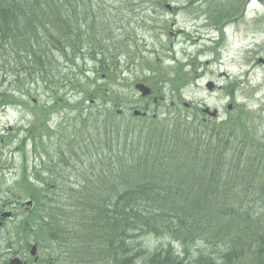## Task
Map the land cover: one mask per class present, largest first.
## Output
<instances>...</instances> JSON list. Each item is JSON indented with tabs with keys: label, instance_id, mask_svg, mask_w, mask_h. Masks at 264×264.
Returning a JSON list of instances; mask_svg holds the SVG:
<instances>
[{
	"label": "trees",
	"instance_id": "1",
	"mask_svg": "<svg viewBox=\"0 0 264 264\" xmlns=\"http://www.w3.org/2000/svg\"><path fill=\"white\" fill-rule=\"evenodd\" d=\"M239 2L218 9L212 24L237 13ZM108 3L132 17L140 9L136 0H0V81L11 79L0 105L31 98L39 80L53 97L43 115L69 108L70 93L82 95L54 129L49 165L22 169L15 190L32 207L17 221V243L22 235L29 249L33 239L42 264H264V143L242 112L218 125L178 115L173 124L120 120L105 102L130 36L119 41L112 27L127 16ZM86 59L106 83L78 79L85 73L76 62ZM43 115L30 127L32 143L47 131ZM149 237L165 243L150 250Z\"/></svg>",
	"mask_w": 264,
	"mask_h": 264
},
{
	"label": "rangeland",
	"instance_id": "2",
	"mask_svg": "<svg viewBox=\"0 0 264 264\" xmlns=\"http://www.w3.org/2000/svg\"><path fill=\"white\" fill-rule=\"evenodd\" d=\"M158 1L160 5L154 0L151 4L155 5L151 6L145 4L147 0H136V8L140 7L134 14L137 17L122 10V5L107 4L109 8L120 11L118 17L127 16V20L119 22L112 29L119 28L117 38L124 44L130 41V47L119 54L120 74L116 84L107 93L110 101L106 100L105 105L110 111L114 110L125 123L132 118L134 109L148 110L147 118L155 114L159 122L168 120L172 124L177 121L173 118L178 115L188 122L197 119L218 125L242 112L256 138L264 143V4L256 0H240L237 13L227 20L235 25L226 30L225 38L220 37L215 42L212 40L219 39V35L211 33L206 21L212 24V12L216 16L219 13L217 10L226 9L232 0ZM211 1L217 2L210 3ZM166 5L171 7L170 11L166 9ZM243 10L246 12L244 16ZM222 23L220 21L217 27ZM170 33L174 35L169 37ZM127 35L130 36L129 41L124 38ZM120 42L118 43L121 44ZM186 62L188 67L185 68ZM76 64L85 73L83 77H78L83 84L87 83L91 87L90 81H95L98 85L106 83L105 75L90 60L77 61ZM53 66L57 65L54 63ZM55 69L53 67L51 70ZM60 69L64 72L70 70L61 63ZM71 69L76 74L75 69ZM177 78L182 79V85L174 88L172 83H176ZM209 81L217 87L212 92L204 87ZM10 82V77L5 78L3 83L0 81V93L11 89ZM36 82L29 86L31 98L24 97L18 105L6 110L0 108V137L1 134L8 136L9 141V145H0V216L3 212H11V217L0 218V264H6L15 257L21 261L26 260L27 264H42L43 250L38 247L39 262L32 263L28 254L30 248L25 249L26 239L18 235L22 241L17 243L15 228L24 212V207L20 204L28 199L19 197L15 187L21 173H24L23 168L36 164L37 169L41 170L49 165L46 153L54 152L58 143L54 131L62 124L65 116L68 120L72 117L70 110L82 97L81 94L70 93L65 99L70 110L67 108L56 111L58 107H53L52 111L43 115L41 109L52 107L53 97L44 83L40 80ZM137 82L149 86L156 97L162 98L158 105L154 106L151 101L140 98L133 89ZM108 103L115 105H111L112 108ZM228 104L233 105L229 112ZM205 107L211 115L216 111V117L203 114L201 109ZM42 115L47 117V131L41 133L39 141L32 143L28 137L32 133L30 127ZM137 120L139 119H133L134 122ZM66 127L67 123L64 121L63 128ZM38 132L37 129L34 133ZM33 146L37 147L34 151ZM17 187L21 190L25 185ZM11 193L18 196L19 201L12 200ZM7 241L14 245L6 246ZM29 242L30 245L34 244L33 239ZM163 243L165 242L154 237L144 240V245L150 250Z\"/></svg>",
	"mask_w": 264,
	"mask_h": 264
},
{
	"label": "water",
	"instance_id": "3",
	"mask_svg": "<svg viewBox=\"0 0 264 264\" xmlns=\"http://www.w3.org/2000/svg\"><path fill=\"white\" fill-rule=\"evenodd\" d=\"M212 87H213L212 84H208V85H207V88H208L209 90H211ZM134 89H135L137 92L140 93V95H141L142 98L148 97V96L151 94V90H150L147 86H145L144 84H141V83H137V84H135ZM156 101H157V99L154 98V99H153V102L156 103ZM228 109H230V106L228 107ZM204 112H207V110H204ZM215 113H216V112H213V113H212V116H215ZM133 115H134V116H140V115H143V114H141L139 111L135 110V111L133 112ZM28 205H29V203H28ZM5 216H9V214H6ZM35 252H36V247L33 246L32 249H31V251H30V254L33 256V255H35ZM9 264H21V262H20L19 259H14V260H12Z\"/></svg>",
	"mask_w": 264,
	"mask_h": 264
},
{
	"label": "flooded vegetation",
	"instance_id": "4",
	"mask_svg": "<svg viewBox=\"0 0 264 264\" xmlns=\"http://www.w3.org/2000/svg\"><path fill=\"white\" fill-rule=\"evenodd\" d=\"M1 142L3 141V140H0ZM1 155V154H0ZM1 157V156H0Z\"/></svg>",
	"mask_w": 264,
	"mask_h": 264
}]
</instances>
